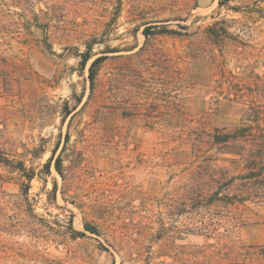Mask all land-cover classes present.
<instances>
[{
	"label": "rangeland",
	"instance_id": "rangeland-1",
	"mask_svg": "<svg viewBox=\"0 0 264 264\" xmlns=\"http://www.w3.org/2000/svg\"><path fill=\"white\" fill-rule=\"evenodd\" d=\"M220 1L0 0V151L35 172L28 183L0 165V264H225L208 246L215 238L180 232L189 207L169 199L190 157H175L141 127L198 119L192 109L215 103L220 70H236L237 40L264 75V0ZM216 24L223 54L207 40ZM147 27L180 35L146 39ZM100 56L108 59L89 100V66ZM66 103L78 107L73 118H64ZM99 107L109 114L100 123ZM211 120L230 126L240 114ZM54 151L64 177L54 161L50 174L44 168ZM248 206L235 239L264 244L259 209Z\"/></svg>",
	"mask_w": 264,
	"mask_h": 264
},
{
	"label": "trees",
	"instance_id": "trees-1",
	"mask_svg": "<svg viewBox=\"0 0 264 264\" xmlns=\"http://www.w3.org/2000/svg\"><path fill=\"white\" fill-rule=\"evenodd\" d=\"M230 1L232 0H221L219 5H228ZM232 10L250 14L240 7H234ZM217 28L216 24L207 29V40L223 54L226 37ZM143 34L146 39L151 34L180 35L174 30L152 33L150 27L145 28ZM246 47L242 40H237L234 49L237 56L236 70H220V79L214 90L217 95L215 103H205L192 109L191 115L198 119L188 122H148L141 126L145 130L158 132L163 145H172L169 152L175 157H190L189 168L175 183L173 190L168 194L169 199L177 207H189V221L182 226L180 232L201 236L207 241L215 238L216 242L209 243L208 246L218 249L225 264H264V244L248 245L235 239L239 229L247 224L242 213L238 212L241 207L248 209L249 204L255 206L259 209L257 216L261 219L258 223L264 224V75L255 73L246 64L251 58V54L245 50ZM107 59V56L97 57L89 66V100L96 90L99 70ZM90 60V54H82V66H86ZM194 63V66L201 65ZM89 100L81 109L86 108ZM81 102L78 100V105ZM77 108L70 109L66 103L64 118H73V112ZM119 109L122 110L123 116L127 115L126 109ZM96 112L98 123L109 115L105 107H99ZM233 112L240 114L239 124H212L211 117ZM110 131L113 136H123L118 127H113ZM54 157L55 151L44 166L46 173H51L54 161L56 172L64 177L63 157ZM219 161H224L226 165L220 166ZM0 165L25 173L24 177L28 183L35 178V172L26 170L23 162L13 164L1 151ZM56 191L55 184V196ZM140 200V206L145 208L146 198L142 197ZM85 227L92 233H98L96 227L89 224Z\"/></svg>",
	"mask_w": 264,
	"mask_h": 264
}]
</instances>
